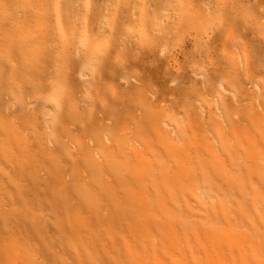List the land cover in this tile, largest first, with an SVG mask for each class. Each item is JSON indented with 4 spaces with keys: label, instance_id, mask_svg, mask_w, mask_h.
Returning a JSON list of instances; mask_svg holds the SVG:
<instances>
[{
    "label": "rangeland",
    "instance_id": "obj_1",
    "mask_svg": "<svg viewBox=\"0 0 264 264\" xmlns=\"http://www.w3.org/2000/svg\"><path fill=\"white\" fill-rule=\"evenodd\" d=\"M222 82L232 144L210 93ZM256 84L264 0H0V264H264ZM164 121L198 134L192 152Z\"/></svg>",
    "mask_w": 264,
    "mask_h": 264
},
{
    "label": "bare ground",
    "instance_id": "obj_2",
    "mask_svg": "<svg viewBox=\"0 0 264 264\" xmlns=\"http://www.w3.org/2000/svg\"><path fill=\"white\" fill-rule=\"evenodd\" d=\"M134 18V17H133ZM161 33V32H160ZM239 55V54H238ZM136 80V79H135ZM219 85V84H218ZM221 86V88H220V90H222V92H220V90L218 89V88H214L213 86L212 87H210L211 89H210V93H215L214 95H215V97H214V102L212 101V103H214V110L216 111V114H217V116H218V118H219V120H220V123H221V126H223V128H224V130H225V135L227 136V139H228V141L232 144L233 143V140H232V136L234 135V133H235V131H234V125L235 124H233V120L231 121V116L230 115H233V107L230 105V104H228V103H226V105H227V108H225V110H224V108H222V102L224 101V100H226L225 99V95L228 93V92H230L232 95H231V97L233 96H236V95H234L235 93H234V91L233 90H231V89H229L227 86H226V84H225V82H222L221 84H220ZM203 86H204V82H203ZM255 88H257L256 89V92H254V93H256V95H255V97H256V101H255V103L257 104V106H258V109L259 110H262V111H264V109H263V102H262V100L264 101V88L262 87V90L263 91H260V87L258 86V84H256V86H255ZM259 89V92L257 91ZM228 95H230V94H228ZM221 97H223V98H221ZM228 97V96H227ZM231 97H228V98H230L231 99ZM261 97V98H260ZM233 100H236V99H233ZM234 102V101H233ZM197 103H199V104H201V102H197ZM236 103V102H235ZM239 103V102H238ZM238 103H236V104H238ZM233 106H235V105H233ZM203 107V106H202ZM191 108H193L194 109V107H192L191 106ZM203 108H205V107H203ZM237 108V107H236ZM200 109V108H199ZM176 115H178V117L179 118H182L181 120H182V122H183V125H184V127H186V129L187 130H189V123L186 121V114H184L183 112H176L175 113ZM200 115H202V120H203V124L205 125V126H208V127H212V124H209V119H208V115H207V112L205 111V110H201L200 111ZM103 116V115H102ZM105 117H107V115L105 116ZM234 117L235 118H240L239 116H238V114L236 115V113H235V115H234ZM84 119L85 120H89L90 118H88V117H84ZM253 120H254V118L253 117H251L248 121H245L246 122V125H248V126H250L251 125V123L253 122ZM108 121V124H110V122L109 121H111V120H107ZM251 122V123H250ZM115 126V125H114ZM110 128V126L108 125V129ZM163 129H164V131L167 133V136H168V138H170V139H172V140H174V141H176L177 143H176V145H181V146H183V144H184V146H185V148L187 149V150H189L190 152H192L191 151V147H194L195 146V144H196V142H197V136H198V134H196V133H191V135H190V137L189 138H183L182 139V137L180 136V134H179V132H178V130H177V128L176 127H174L170 122H167V121H164L163 122ZM125 130V129H124ZM126 132H128L130 135V137H131V139H132V143H134L135 145H139L140 143H139V141L136 139V136H137V132H136V129H132V127L131 128H126V130H125ZM84 132H85V130L84 129H82L81 130V133L82 134H84ZM208 133H209V135L211 136V139L215 142V143H217V141H216V138H215V135L213 134V132H212V130H208ZM162 139H163V137H162ZM49 142H50V145L51 146H54V144L52 143V141L51 140H49ZM99 141L97 140V139H92V138H89L88 139V145H86L85 147H84V149H83V153L84 152H89L90 151V148H92V147H94V156L96 157V159H97V161L98 162H100V161H102V157H101V155H100V153H99V151L98 150H96L95 148L97 147V143H98ZM53 145H52V144ZM113 143V141H112V139L109 137V136H105L104 137V146H109V145H111ZM173 146V145H171V146H167V148H169V149H172L173 151H174V153H176V154H182V155H184L183 154V150L180 148V147H177V146ZM87 146H90V148L89 147H87ZM126 147H128L127 145H126V139H125V137H122V139H121V146H119V147H117V146H114L113 147V152H114V154L115 155H125L126 153H125V148ZM241 147V144L240 143H237L236 141H235V143H234V145H232L231 146V148H232V150H236V148H240ZM73 148H74V151H77V152H81V150H80V148H79V146L78 145H76V144H74L73 145ZM127 149V148H126ZM132 149V148H131ZM130 148H128V151H127V155H129L130 156V158L131 159H134L135 157H134V155L132 154V150H131ZM205 152H207V149L205 148ZM193 154H195L196 155V153H193ZM83 172L84 173H86V170L85 169H83ZM198 189L200 190V187H198Z\"/></svg>",
    "mask_w": 264,
    "mask_h": 264
},
{
    "label": "snow or ice",
    "instance_id": "obj_3",
    "mask_svg": "<svg viewBox=\"0 0 264 264\" xmlns=\"http://www.w3.org/2000/svg\"><path fill=\"white\" fill-rule=\"evenodd\" d=\"M83 50H84V39L83 37H81L79 43L77 44L76 51L77 53H80V52H83ZM98 55L102 57L103 53L101 52ZM95 63H97V61L93 60L91 63L88 64L89 72L94 71V68L92 67V65ZM64 95L65 93L62 89H57L52 94H50L48 98V102L52 106L53 111H59L61 109V99L64 97Z\"/></svg>",
    "mask_w": 264,
    "mask_h": 264
}]
</instances>
